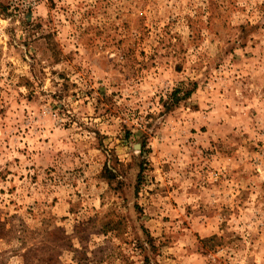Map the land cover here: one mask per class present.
<instances>
[{
    "label": "rangeland",
    "instance_id": "obj_1",
    "mask_svg": "<svg viewBox=\"0 0 264 264\" xmlns=\"http://www.w3.org/2000/svg\"><path fill=\"white\" fill-rule=\"evenodd\" d=\"M0 264H264V0H0Z\"/></svg>",
    "mask_w": 264,
    "mask_h": 264
},
{
    "label": "trees",
    "instance_id": "obj_2",
    "mask_svg": "<svg viewBox=\"0 0 264 264\" xmlns=\"http://www.w3.org/2000/svg\"><path fill=\"white\" fill-rule=\"evenodd\" d=\"M194 87H195L194 84H192V87L190 88H184L182 86L175 87L169 95L170 103L173 105L178 104L180 101L189 98L191 93L194 90ZM106 170L108 172L106 176L108 179L113 178L115 176V173L111 169L106 168ZM141 171H142V168H140L139 170V175Z\"/></svg>",
    "mask_w": 264,
    "mask_h": 264
}]
</instances>
